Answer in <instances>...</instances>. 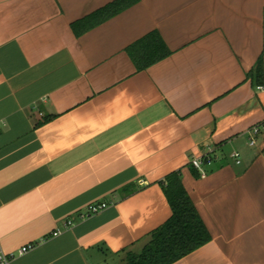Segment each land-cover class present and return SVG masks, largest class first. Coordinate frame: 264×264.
Instances as JSON below:
<instances>
[{
    "label": "crops",
    "instance_id": "crops-1",
    "mask_svg": "<svg viewBox=\"0 0 264 264\" xmlns=\"http://www.w3.org/2000/svg\"><path fill=\"white\" fill-rule=\"evenodd\" d=\"M111 1L0 0L1 249L128 263L171 216L160 181L179 171L211 238L171 264H264V132L249 144L264 0H137L74 33ZM152 31L169 52L138 68L128 48Z\"/></svg>",
    "mask_w": 264,
    "mask_h": 264
},
{
    "label": "trees",
    "instance_id": "trees-1",
    "mask_svg": "<svg viewBox=\"0 0 264 264\" xmlns=\"http://www.w3.org/2000/svg\"><path fill=\"white\" fill-rule=\"evenodd\" d=\"M137 0H113L71 24L76 35L117 14ZM138 68H144L168 54L156 31H152L128 48ZM250 75L256 85H264V53L260 54ZM171 208V216L153 230L138 254H131L128 264H171L207 243L211 236L194 202L173 171L160 181Z\"/></svg>",
    "mask_w": 264,
    "mask_h": 264
},
{
    "label": "built area",
    "instance_id": "built-area-1",
    "mask_svg": "<svg viewBox=\"0 0 264 264\" xmlns=\"http://www.w3.org/2000/svg\"><path fill=\"white\" fill-rule=\"evenodd\" d=\"M258 89L264 88V85H258ZM261 132H264V124H258L254 125L249 129V144L254 145L256 142V136L260 134ZM230 156L234 159L235 163H240V154L238 151L233 150L230 153ZM192 164L196 167H200V161L197 158H194L192 160ZM108 204L106 202H100V203H91L86 206V208L78 213V217L80 219H84L92 214H95L105 208ZM72 225V221L68 220L66 226ZM60 233V230H54L51 235L55 236ZM35 244L34 243H28L26 245L21 246L17 253H6L4 252L0 247V264H10L11 260L16 254H23L24 252L31 249Z\"/></svg>",
    "mask_w": 264,
    "mask_h": 264
},
{
    "label": "rangeland",
    "instance_id": "rangeland-1",
    "mask_svg": "<svg viewBox=\"0 0 264 264\" xmlns=\"http://www.w3.org/2000/svg\"><path fill=\"white\" fill-rule=\"evenodd\" d=\"M118 261V262H117ZM124 260H122V262H123ZM115 262H117V264H128V263H125V262H121L120 260H116Z\"/></svg>",
    "mask_w": 264,
    "mask_h": 264
}]
</instances>
